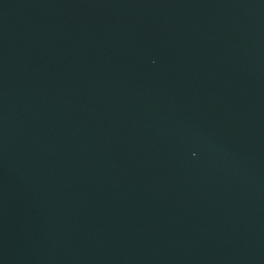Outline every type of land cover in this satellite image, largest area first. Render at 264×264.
Instances as JSON below:
<instances>
[{
  "label": "water",
  "instance_id": "water-1",
  "mask_svg": "<svg viewBox=\"0 0 264 264\" xmlns=\"http://www.w3.org/2000/svg\"><path fill=\"white\" fill-rule=\"evenodd\" d=\"M0 264H264V0H0Z\"/></svg>",
  "mask_w": 264,
  "mask_h": 264
}]
</instances>
